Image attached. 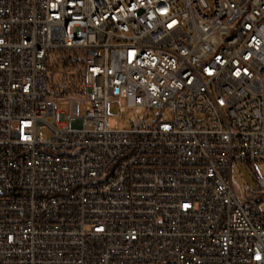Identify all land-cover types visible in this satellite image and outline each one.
I'll list each match as a JSON object with an SVG mask.
<instances>
[{
  "label": "built area",
  "instance_id": "obj_1",
  "mask_svg": "<svg viewBox=\"0 0 264 264\" xmlns=\"http://www.w3.org/2000/svg\"><path fill=\"white\" fill-rule=\"evenodd\" d=\"M240 161L264 162V0H0V264H264Z\"/></svg>",
  "mask_w": 264,
  "mask_h": 264
},
{
  "label": "rangeland",
  "instance_id": "obj_2",
  "mask_svg": "<svg viewBox=\"0 0 264 264\" xmlns=\"http://www.w3.org/2000/svg\"><path fill=\"white\" fill-rule=\"evenodd\" d=\"M53 63L57 59H53ZM55 72L59 71L58 66H55ZM54 82L56 84L63 83V76L56 75ZM59 108H68L69 105L58 103ZM124 108L122 111L121 109ZM81 107L80 112H83ZM133 116H139L134 106L130 105L127 99H122L120 105H115L110 109L109 127L112 130H122L130 127V119ZM256 173L264 178V162L256 164H247L244 162H235L232 167V180L236 195L241 204L258 207L264 211V191L257 183Z\"/></svg>",
  "mask_w": 264,
  "mask_h": 264
},
{
  "label": "bare ground",
  "instance_id": "obj_3",
  "mask_svg": "<svg viewBox=\"0 0 264 264\" xmlns=\"http://www.w3.org/2000/svg\"><path fill=\"white\" fill-rule=\"evenodd\" d=\"M30 58L35 64H45L49 61V51L43 46H34L30 50Z\"/></svg>",
  "mask_w": 264,
  "mask_h": 264
}]
</instances>
